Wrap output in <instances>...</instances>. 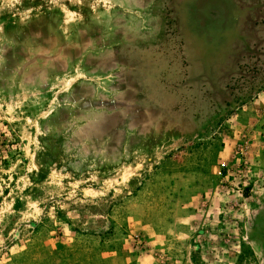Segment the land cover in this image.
Segmentation results:
<instances>
[{
    "label": "rangeland",
    "instance_id": "374dc122",
    "mask_svg": "<svg viewBox=\"0 0 264 264\" xmlns=\"http://www.w3.org/2000/svg\"><path fill=\"white\" fill-rule=\"evenodd\" d=\"M0 264H264V0H0Z\"/></svg>",
    "mask_w": 264,
    "mask_h": 264
}]
</instances>
